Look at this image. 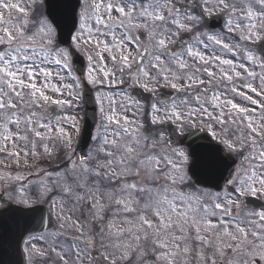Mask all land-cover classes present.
<instances>
[{
  "label": "snow or ice",
  "instance_id": "snow-or-ice-1",
  "mask_svg": "<svg viewBox=\"0 0 264 264\" xmlns=\"http://www.w3.org/2000/svg\"><path fill=\"white\" fill-rule=\"evenodd\" d=\"M261 42L264 0H0V241L264 264Z\"/></svg>",
  "mask_w": 264,
  "mask_h": 264
},
{
  "label": "water",
  "instance_id": "water-1",
  "mask_svg": "<svg viewBox=\"0 0 264 264\" xmlns=\"http://www.w3.org/2000/svg\"><path fill=\"white\" fill-rule=\"evenodd\" d=\"M213 24L217 23L216 20L212 21ZM261 48H264V42H261ZM249 202L253 205L259 204L254 198H249ZM46 215V212H45ZM44 227H47V222L45 221ZM18 248L12 245L8 240L0 241V264H18V258L16 255L18 253ZM19 264H22L21 259H19Z\"/></svg>",
  "mask_w": 264,
  "mask_h": 264
},
{
  "label": "flooded vegetation",
  "instance_id": "flooded-vegetation-1",
  "mask_svg": "<svg viewBox=\"0 0 264 264\" xmlns=\"http://www.w3.org/2000/svg\"><path fill=\"white\" fill-rule=\"evenodd\" d=\"M23 246V245H22ZM23 256H24V254H23Z\"/></svg>",
  "mask_w": 264,
  "mask_h": 264
}]
</instances>
